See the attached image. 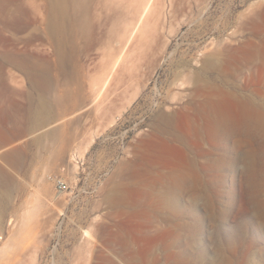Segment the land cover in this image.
I'll list each match as a JSON object with an SVG mask.
<instances>
[{
    "label": "rangeland",
    "instance_id": "rangeland-1",
    "mask_svg": "<svg viewBox=\"0 0 264 264\" xmlns=\"http://www.w3.org/2000/svg\"><path fill=\"white\" fill-rule=\"evenodd\" d=\"M127 3L92 7L79 52L40 45L39 70L31 28L0 24V62L22 66L0 70V246L36 191L49 201L0 264H264V0H154L125 43ZM28 97L48 119L22 129Z\"/></svg>",
    "mask_w": 264,
    "mask_h": 264
},
{
    "label": "bare ground",
    "instance_id": "bare-ground-1",
    "mask_svg": "<svg viewBox=\"0 0 264 264\" xmlns=\"http://www.w3.org/2000/svg\"><path fill=\"white\" fill-rule=\"evenodd\" d=\"M18 1L19 0H17V1L14 0L15 9H13V11H12L14 13L6 16V11H8L7 8H9L8 5L10 2H12V4H13V1H11V0H0V24L3 23V24L7 25L8 27H10V28H12L18 32H24V31H26L27 28H31V30H32L31 35L28 37L21 38V39L23 41L27 42L29 45H32L33 49H36V51H33V53L31 54L35 58L34 60H40L41 61V62L39 61L40 63H38L36 61H32L33 70L41 69V67L47 61L46 56L40 51V48H39V46L42 45L43 43L51 44L52 50L56 54H57L56 51L58 49L60 50V48H62V46L66 45V43H69V42H71L72 49L74 48V49L78 50V48H79V46H78L79 45L78 32H79V29H82V26H83V25L82 26H80V25L88 20L89 14H90L93 6H97V5L101 4L102 1L104 2V0H30V1H28V4H29V7H28V4H26L25 1H20V2H18ZM134 1H137V4L135 3V6L131 8V6L134 5ZM153 1L154 0H127L128 3L126 4V6L123 5L124 8L127 7V9L126 8H125V10L122 9L123 12L121 11V9H119L120 13L116 12L117 10L115 11V13H118L117 15H114L115 18L119 17L121 19V16H123L124 31H125V34H127L125 43H127L135 35V33L141 28V26H143L145 19L147 18L148 14H150V12H151ZM104 4H103V6H104ZM123 6L121 8H123ZM133 10H135V11H133ZM132 11H133V13H132ZM112 14H114V12ZM130 14H131V16L129 17ZM254 17H255V15H254ZM249 18H250V16H249ZM128 25H131L129 30H128V28H129ZM127 26H128V28H127V32H126ZM79 27H81V28H79ZM81 31L83 32L84 30H80V32ZM83 33H85V32H83ZM80 35H82V34H80ZM103 35H104V33H102V36ZM120 39H121V37H120ZM79 41H80V38H79ZM100 42H101V39H100ZM96 43H98L97 37H92L91 39H89L85 43L84 47L86 49L87 48L89 49V48H92ZM69 47H70V45H69ZM62 49H61V51H62ZM76 50H74V51H76ZM58 52H60V51H58ZM78 52H79V50H78ZM18 55H21V54H19V52H18ZM78 55H79V53H78ZM212 55L214 56L215 53ZM7 56L9 57V55L4 54L3 60L0 62V70L2 71V73H1L2 75H3V71L5 70L7 65H11V66L12 65H18V66L22 67L21 61L19 64V63H17V61L14 62L13 60L8 58ZM59 57H60V55H59ZM216 57H218V56H216ZM210 58L207 56V59H210ZM214 58H215V56H214ZM211 59L213 61V58H211ZM117 60H118V58H117ZM117 60L114 62V64L117 62ZM205 61L207 62L206 59H205ZM212 61H210V62H212ZM22 64H24V63H22ZM208 64H210V63H208ZM222 65H224V64H222ZM37 73H40V72L37 71ZM32 74H34L33 71H32ZM106 80H107V77L104 79L102 85H104V83H106ZM204 115L207 118H210V120H212V123H213V120H215V118H213V116L209 114L208 110L204 113ZM215 116L217 117V115H214V117ZM226 117L228 118V115L227 116L225 115L223 121L221 119L220 120L216 119L215 120L216 123L214 121L215 125L217 124L218 121H220L221 123L219 122V124H217V125H219L221 128H219V126L217 127L213 124L215 126L213 128V130H214L213 132H215L217 134V136H220L222 139H224V141H226L227 137H228V133H227L228 128L226 129V127L228 124V120L230 119L229 118L226 120ZM203 119H204V117H203ZM253 120L256 123L258 122V119L253 118ZM239 121H240V119H239ZM256 123H255V125H256ZM199 128H201V127H199ZM199 128H197V129H199ZM249 131H250V134L252 135V138L256 137L255 136L256 133H253L252 130H250V128H249ZM51 135H53V134L51 133ZM91 141H92V139L90 140V142ZM79 148L80 147H78V149H76V151H73L70 155V158H69L70 162H71V168L70 169H71L72 173H74V174L77 172V170L79 168V165H78L79 159H81L83 157V155H84L83 152H85L82 148L81 149H79ZM84 148H86V147H84ZM260 161H261V159H260ZM248 167H249V169L254 170L255 174L256 173L259 174V172L261 171V170H258L259 168L253 169V168H255L254 164H249ZM64 192L65 191L59 192L60 194H58V197L63 198L62 194ZM41 193H42V191L41 192L36 191V193L33 194V196L35 197L36 203L32 204L31 206H28L26 209L24 208L23 213L19 217L20 219H18L19 220V223H18L19 226L17 228H15V231L13 230L12 234H10V236L5 241H3L2 245L0 246V256L7 254V252H9V250H12V248H14L13 246L15 244H13L14 243L13 241L15 239H13V238H15V235L17 233L19 234V232H22V230L21 231H19V230L22 229L23 227H26L29 224V222L33 219V217H35V215H37L38 210L40 209V205H42L43 199H44V201L49 202L48 199L43 197L42 196L43 194H41ZM170 195L171 194L168 191L167 195H166L167 196L166 200H168L172 203V199H171ZM45 206H46V203L42 207H45ZM47 207H48V205H47ZM0 212H1V209H0ZM84 236L90 237L91 234L89 233L88 230H84Z\"/></svg>",
    "mask_w": 264,
    "mask_h": 264
},
{
    "label": "crops",
    "instance_id": "crops-1",
    "mask_svg": "<svg viewBox=\"0 0 264 264\" xmlns=\"http://www.w3.org/2000/svg\"><path fill=\"white\" fill-rule=\"evenodd\" d=\"M44 104L45 103L41 99H33L31 97L21 99L19 105L24 109V114L18 121L20 128L30 129L33 125L37 126V122L42 118L40 123H45L48 119V115L42 110ZM36 110H40L42 116L36 114Z\"/></svg>",
    "mask_w": 264,
    "mask_h": 264
},
{
    "label": "built area",
    "instance_id": "built-area-1",
    "mask_svg": "<svg viewBox=\"0 0 264 264\" xmlns=\"http://www.w3.org/2000/svg\"><path fill=\"white\" fill-rule=\"evenodd\" d=\"M53 185V188L55 190V193L63 192L66 191L68 188L67 180L64 178L63 175L60 174H54V175H49L48 177ZM2 237L0 236V240Z\"/></svg>",
    "mask_w": 264,
    "mask_h": 264
}]
</instances>
